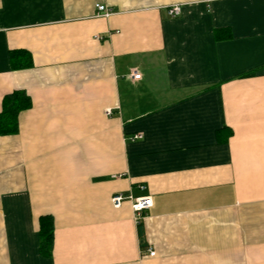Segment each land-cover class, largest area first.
I'll use <instances>...</instances> for the list:
<instances>
[{"label":"crops","instance_id":"obj_1","mask_svg":"<svg viewBox=\"0 0 264 264\" xmlns=\"http://www.w3.org/2000/svg\"><path fill=\"white\" fill-rule=\"evenodd\" d=\"M13 90L0 264H264V0H0V109Z\"/></svg>","mask_w":264,"mask_h":264},{"label":"trees","instance_id":"obj_2","mask_svg":"<svg viewBox=\"0 0 264 264\" xmlns=\"http://www.w3.org/2000/svg\"><path fill=\"white\" fill-rule=\"evenodd\" d=\"M12 68H26L30 66L27 51L14 49L9 53ZM31 98L24 90H13L2 98L0 109V135L16 134L18 131V115L21 111L31 107ZM54 220L51 214L39 217V251L44 257H50L53 246Z\"/></svg>","mask_w":264,"mask_h":264},{"label":"built area","instance_id":"obj_3","mask_svg":"<svg viewBox=\"0 0 264 264\" xmlns=\"http://www.w3.org/2000/svg\"><path fill=\"white\" fill-rule=\"evenodd\" d=\"M97 16L108 17L111 14V9H109L105 4H96ZM167 13L169 16L174 17L181 13V6L179 4H174L167 8ZM130 77L133 80H138L141 77L140 72L137 70H132L130 73ZM111 113L110 109L105 110V114L109 115ZM141 134H135L132 138H139ZM125 199L130 200L131 207L133 209L135 219L138 221L143 216L144 211L149 208L152 204L150 196H132L128 194L127 196L120 193L115 192L111 195L110 201L114 208H118L121 206ZM147 253L149 256H153L155 251L149 247L147 248Z\"/></svg>","mask_w":264,"mask_h":264}]
</instances>
